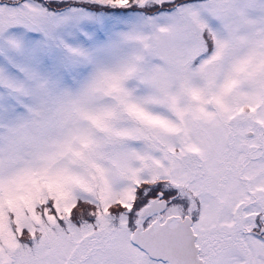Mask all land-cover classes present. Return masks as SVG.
Returning <instances> with one entry per match:
<instances>
[{
    "label": "snow or ice",
    "instance_id": "1",
    "mask_svg": "<svg viewBox=\"0 0 264 264\" xmlns=\"http://www.w3.org/2000/svg\"><path fill=\"white\" fill-rule=\"evenodd\" d=\"M0 264H264V0H0Z\"/></svg>",
    "mask_w": 264,
    "mask_h": 264
}]
</instances>
